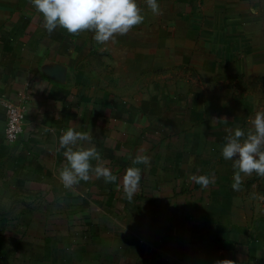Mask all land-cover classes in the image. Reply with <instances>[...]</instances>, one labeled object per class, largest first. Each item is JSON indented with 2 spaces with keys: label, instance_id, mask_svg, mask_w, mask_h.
<instances>
[{
  "label": "crops",
  "instance_id": "crops-1",
  "mask_svg": "<svg viewBox=\"0 0 264 264\" xmlns=\"http://www.w3.org/2000/svg\"><path fill=\"white\" fill-rule=\"evenodd\" d=\"M43 25L31 0H0V200L12 189L28 201L18 224L34 223L38 215L35 223L62 225L43 233L40 249L25 246L28 264H264V176L242 174L234 190L236 169L221 155L225 137L237 127L249 129L248 115L235 118L225 102L203 100L200 90L188 87L160 89V97L142 102L123 97L92 62L102 52L91 31L71 34L58 26L48 32ZM164 25L165 45L152 55L158 69L205 63L211 67L205 72L215 74L223 63L221 72L264 77V59L241 50L231 57L227 33L220 39L227 52L217 50L215 57L213 28L205 45L187 35L189 43L177 51L178 27L209 30L210 24ZM131 31L100 46L111 54L133 53ZM258 41L254 53L264 55V36ZM142 47L152 62L149 46ZM7 101L27 107L15 144L5 137ZM69 127L89 133L74 147H95L101 160L93 159V166L111 169L115 181L93 173L64 187L59 171L67 160L59 136ZM139 155L150 156V164L134 163ZM133 166L141 169V180L129 199L123 178ZM194 174L211 182L203 186L190 179Z\"/></svg>",
  "mask_w": 264,
  "mask_h": 264
},
{
  "label": "rangeland",
  "instance_id": "rangeland-1",
  "mask_svg": "<svg viewBox=\"0 0 264 264\" xmlns=\"http://www.w3.org/2000/svg\"><path fill=\"white\" fill-rule=\"evenodd\" d=\"M158 2L160 12L155 14L148 7L146 0H138L145 20L132 27L133 53L128 51L126 54L125 51L119 50L118 52L117 50L111 54L108 49L95 41L96 49L102 53L99 54L100 56L98 54L92 56V62L100 68L109 86L122 92L123 97L133 98L137 102H142L141 98L146 96L160 97L158 94L160 89L162 91L180 87L198 89L203 94V100L213 98L215 104L225 102L227 106H231L233 110L230 113L235 118L247 114L251 120L257 111L264 110V77L262 76L248 78L245 74L221 72V69H224L223 63L218 64L220 67L217 65L220 72L208 74L205 68L208 67L209 71L211 67L205 63H199L198 69L187 63H171L168 64L169 67L158 69V63L153 61V57H157L155 53L158 52L156 51L158 44L162 47L165 45V23L210 24L212 26L209 30L200 26L195 30L186 26L182 27L183 25L178 27L176 39L179 47L175 48L179 52L181 51L180 44L189 43L186 42L187 35L192 36L191 39L196 38L197 44L200 43L203 46L206 31L209 33L213 28L214 52L215 54L217 52L215 57L218 56L217 50L220 52L227 50L220 40L221 36L227 33L232 58L237 56V51L241 50L244 53L252 52L256 55V59H264L263 53H254L256 52L255 46H259L257 42H259L260 35L264 36V0H158ZM189 6L192 7L193 13ZM243 24L245 28L239 31L237 28ZM223 27L227 29H222ZM257 35L259 38L257 42H254V36ZM168 39L174 43L172 36ZM142 46H149L147 47L151 50L149 59L152 62L147 61V54L143 57L140 52ZM203 50H205L204 47ZM226 65L231 67L237 66L238 63H227ZM246 104L250 107L249 111L243 112L241 108L239 110L238 105ZM5 195L6 200H0V220L6 219L5 223L0 221V264H28L30 254L24 252L25 246H31L33 250L40 249L43 233H54V228H61L62 225L50 227L52 224L42 221L35 223L39 222L38 215L34 223L28 222L26 218L25 222L18 224L15 218L19 216L21 210L30 209L22 206L28 201L19 199L12 189L6 190ZM22 226L29 227L25 231Z\"/></svg>",
  "mask_w": 264,
  "mask_h": 264
},
{
  "label": "clouds",
  "instance_id": "clouds-1",
  "mask_svg": "<svg viewBox=\"0 0 264 264\" xmlns=\"http://www.w3.org/2000/svg\"><path fill=\"white\" fill-rule=\"evenodd\" d=\"M35 9L42 13L44 27L48 32L58 26L71 34L89 30L93 39L105 44L114 39L116 34H125L138 24L143 23L145 16L139 7L138 0H31ZM148 7L159 14L158 0H146ZM251 127L245 131L237 127L233 133L225 137L221 155L225 160L233 161L232 188L240 190L243 175L264 176V110L257 111L249 121ZM87 131H79L69 127L59 136V146L65 149L67 163L59 171V179L65 188H71L80 180H89L94 173L97 178L104 177L106 182L115 181L117 177L111 169L92 160H101L95 147H74L78 141L88 140ZM150 164L151 157L139 155L134 163ZM190 179L207 186L211 178L206 174L192 175ZM141 180V169L129 167L123 178L124 190L131 199Z\"/></svg>",
  "mask_w": 264,
  "mask_h": 264
},
{
  "label": "built area",
  "instance_id": "built-area-1",
  "mask_svg": "<svg viewBox=\"0 0 264 264\" xmlns=\"http://www.w3.org/2000/svg\"><path fill=\"white\" fill-rule=\"evenodd\" d=\"M5 137L8 143L15 144L19 141L26 122L27 107L25 103L7 101Z\"/></svg>",
  "mask_w": 264,
  "mask_h": 264
}]
</instances>
